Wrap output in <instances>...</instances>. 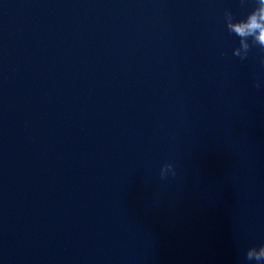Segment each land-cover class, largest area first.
I'll list each match as a JSON object with an SVG mask.
<instances>
[{
	"label": "clouds",
	"instance_id": "1",
	"mask_svg": "<svg viewBox=\"0 0 264 264\" xmlns=\"http://www.w3.org/2000/svg\"><path fill=\"white\" fill-rule=\"evenodd\" d=\"M258 7L251 11L244 19L235 20L233 15H229L226 19V26L230 33L239 37L240 46L244 48L245 55H240L238 49L233 50V54L238 56L241 60L247 58V53L252 46H259L261 50H264V0H255ZM251 40V44L248 41ZM264 63V61H262ZM256 87H260L257 83ZM176 175V170L173 164L166 163L161 167L160 177L166 179L168 175ZM259 248L260 252L254 254L252 249ZM247 261H255V264H264V244L252 246L247 249L246 252Z\"/></svg>",
	"mask_w": 264,
	"mask_h": 264
}]
</instances>
